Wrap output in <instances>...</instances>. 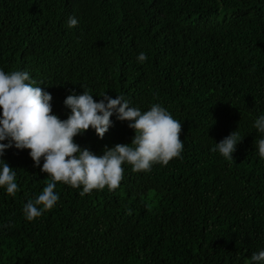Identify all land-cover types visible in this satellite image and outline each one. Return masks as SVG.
Wrapping results in <instances>:
<instances>
[{"label":"trees","instance_id":"trees-1","mask_svg":"<svg viewBox=\"0 0 264 264\" xmlns=\"http://www.w3.org/2000/svg\"><path fill=\"white\" fill-rule=\"evenodd\" d=\"M0 264H264V0H0Z\"/></svg>","mask_w":264,"mask_h":264}]
</instances>
